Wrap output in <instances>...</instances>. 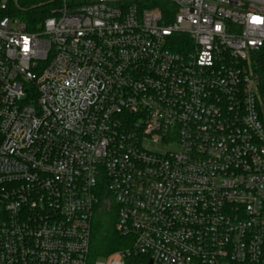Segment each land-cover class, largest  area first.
<instances>
[{"label":"built area","instance_id":"obj_1","mask_svg":"<svg viewBox=\"0 0 264 264\" xmlns=\"http://www.w3.org/2000/svg\"><path fill=\"white\" fill-rule=\"evenodd\" d=\"M18 1L0 264H264V0H55L37 31ZM103 204L129 245L92 259Z\"/></svg>","mask_w":264,"mask_h":264},{"label":"trees","instance_id":"obj_2","mask_svg":"<svg viewBox=\"0 0 264 264\" xmlns=\"http://www.w3.org/2000/svg\"><path fill=\"white\" fill-rule=\"evenodd\" d=\"M54 0H19L13 14L26 26L27 31H37L38 26L50 16L56 5ZM3 15L0 13V18ZM257 71L264 70V54L259 57ZM107 204H103L96 212L91 228V257L109 256L129 245L128 242L115 231L116 214L111 207L107 211Z\"/></svg>","mask_w":264,"mask_h":264},{"label":"rangeland","instance_id":"obj_3","mask_svg":"<svg viewBox=\"0 0 264 264\" xmlns=\"http://www.w3.org/2000/svg\"><path fill=\"white\" fill-rule=\"evenodd\" d=\"M175 151L176 150V148L175 147H172V148H170V151Z\"/></svg>","mask_w":264,"mask_h":264}]
</instances>
